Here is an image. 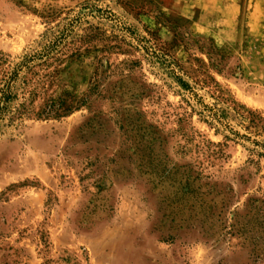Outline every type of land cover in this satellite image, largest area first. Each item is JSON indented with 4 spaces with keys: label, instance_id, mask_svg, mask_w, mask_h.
Returning <instances> with one entry per match:
<instances>
[{
    "label": "rangeland",
    "instance_id": "rangeland-1",
    "mask_svg": "<svg viewBox=\"0 0 264 264\" xmlns=\"http://www.w3.org/2000/svg\"><path fill=\"white\" fill-rule=\"evenodd\" d=\"M82 1L0 0V51L37 48ZM153 2L165 23L103 5L148 25L165 65L66 61L47 93L86 105L0 128V264H264V35L246 36L248 0L208 29L189 0Z\"/></svg>",
    "mask_w": 264,
    "mask_h": 264
},
{
    "label": "trees",
    "instance_id": "trees-1",
    "mask_svg": "<svg viewBox=\"0 0 264 264\" xmlns=\"http://www.w3.org/2000/svg\"><path fill=\"white\" fill-rule=\"evenodd\" d=\"M104 1L83 0L77 9L62 11L66 16L61 18L58 29L37 48L23 53L15 61H9L0 51V128L21 125L31 117L59 120L86 105L85 97L78 98L65 90L57 95L47 93L66 61L94 54L96 73L103 61L106 68L111 69L108 57L111 53L130 56L133 51H142L144 57L155 54L161 64L167 63L165 57L168 54L164 48L159 49L163 54L156 52L152 40L157 34L148 25H143L148 36L142 35L110 6L103 5ZM113 3L136 21L145 15L151 16L157 24L166 22L164 13L153 0H113ZM62 12L48 14V18L53 22ZM121 63L137 64L138 60L127 57ZM174 76L182 89H190L186 81Z\"/></svg>",
    "mask_w": 264,
    "mask_h": 264
},
{
    "label": "crops",
    "instance_id": "crops-1",
    "mask_svg": "<svg viewBox=\"0 0 264 264\" xmlns=\"http://www.w3.org/2000/svg\"><path fill=\"white\" fill-rule=\"evenodd\" d=\"M248 20L246 22V36L264 35V0H248ZM190 8L198 9L197 23L203 29H208L213 14L220 19L221 14L227 12L230 25L236 23L240 12V0H189ZM222 20V18L220 19Z\"/></svg>",
    "mask_w": 264,
    "mask_h": 264
}]
</instances>
